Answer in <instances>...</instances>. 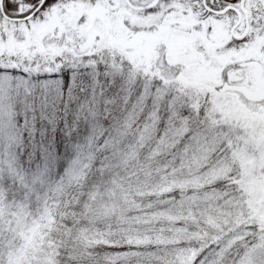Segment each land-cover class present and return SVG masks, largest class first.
<instances>
[{"label":"snow or ice","instance_id":"obj_1","mask_svg":"<svg viewBox=\"0 0 264 264\" xmlns=\"http://www.w3.org/2000/svg\"><path fill=\"white\" fill-rule=\"evenodd\" d=\"M0 264H264V0H0Z\"/></svg>","mask_w":264,"mask_h":264}]
</instances>
